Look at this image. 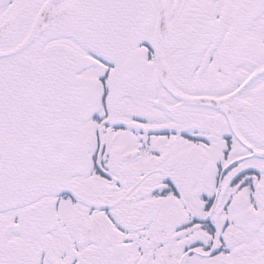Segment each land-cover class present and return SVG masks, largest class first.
<instances>
[{
	"label": "snow or ice",
	"instance_id": "snow-or-ice-1",
	"mask_svg": "<svg viewBox=\"0 0 264 264\" xmlns=\"http://www.w3.org/2000/svg\"><path fill=\"white\" fill-rule=\"evenodd\" d=\"M0 264H264V0H0Z\"/></svg>",
	"mask_w": 264,
	"mask_h": 264
}]
</instances>
